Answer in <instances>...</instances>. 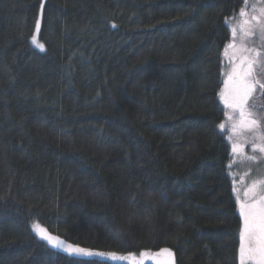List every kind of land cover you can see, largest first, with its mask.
<instances>
[{
  "label": "trees",
  "instance_id": "1",
  "mask_svg": "<svg viewBox=\"0 0 264 264\" xmlns=\"http://www.w3.org/2000/svg\"><path fill=\"white\" fill-rule=\"evenodd\" d=\"M241 8L0 0V264H158L161 249L174 264H240L247 174L222 91ZM33 224L105 255L69 254Z\"/></svg>",
  "mask_w": 264,
  "mask_h": 264
},
{
  "label": "snow or ice",
  "instance_id": "2",
  "mask_svg": "<svg viewBox=\"0 0 264 264\" xmlns=\"http://www.w3.org/2000/svg\"><path fill=\"white\" fill-rule=\"evenodd\" d=\"M264 2V0H261ZM245 7L251 8L252 12H259V15H251L245 11V8H241L240 17H249L244 19L241 24L238 25L242 36L249 35L245 28L249 24H254L256 29L264 33V8L257 9L254 3H250L249 0H244ZM43 10V4H41V14ZM115 27V25H113ZM41 30L40 19L35 22V33L32 36V43L41 50L45 49V45L38 40V34ZM233 39L236 38L237 28L231 29ZM235 44L226 46V54L228 48L235 49ZM245 51H248L245 49ZM259 64L258 73L264 76V54L256 53L249 58L248 56H241L240 63L233 69V73L229 76V80L232 82V90L229 93V97L225 99V103L229 107L238 111L240 116L239 126L246 129L258 130L259 125L256 119H252L253 113L248 111V100L253 92L259 87L261 89V95H264V83L256 78L254 71L255 66ZM253 107L264 108V104H253ZM221 129H224L225 125L222 123L219 125ZM233 131H236L237 125H232ZM229 139H232L230 136ZM261 141L260 144H254L253 150H259L260 153H264V135L258 137ZM233 152L243 156L242 148L233 144ZM247 160H256L255 156L245 157ZM264 161V157H262ZM231 167V165H229ZM235 190V189H234ZM246 200L240 204V212L243 217V227L241 231V243L239 248L240 264H264V179L253 181L251 186L245 192ZM33 230L45 239L53 247L61 248L67 251L69 254L75 255H105L101 252H93L90 249L81 248L79 246H73L66 244L58 237L51 235L47 229L43 228L39 224L32 225ZM115 255V254H108ZM147 255V253H142ZM157 256L164 255L166 258L163 261H159L158 264H174L173 253L170 249H161Z\"/></svg>",
  "mask_w": 264,
  "mask_h": 264
},
{
  "label": "rangeland",
  "instance_id": "3",
  "mask_svg": "<svg viewBox=\"0 0 264 264\" xmlns=\"http://www.w3.org/2000/svg\"><path fill=\"white\" fill-rule=\"evenodd\" d=\"M257 9H262L260 6L257 7ZM249 13V16L251 15H259V12H252V9L250 11H247ZM249 17H246L248 19ZM239 29V28H238ZM250 33L249 35L242 36L240 33V30L237 32L236 39L238 45L235 47V50L231 53L233 55L231 67L229 68V71L226 76L225 86L222 91V97L225 99L229 97V93L232 90V82L229 80V76L233 73V69L236 68V66L240 63V57L241 56H248L251 58L254 56L258 50L257 47H260V41L261 38L264 39V33L259 32L257 29L254 31H247ZM247 49L248 51H245ZM258 68L259 64L255 66V69L257 71H254V74L256 75L257 79H262L258 74ZM261 81V80H260ZM261 89L257 87V89L253 92V94L249 97L248 100V111L253 113L252 119H262L263 117H258L257 115L264 111V108L261 107H253V104H264V95H261ZM226 104V103H225ZM228 107V110L231 112V116L233 119V124L237 125L236 131H234L235 135V144L239 145L242 148L243 156L238 154V160H239V167L246 170V174H241V181L238 183L237 187L239 188V191L241 193L242 199L240 201V204L245 202V192L248 190V188L251 186L253 181H258L261 179H264V161H262L263 153H260L258 149L255 151L253 150L254 144H260L261 142L257 143V130L252 129H246L239 126L240 123V116L237 110L231 108L226 104ZM264 115V112L261 113ZM260 114V115H261ZM233 131V129H232ZM251 152V153H249ZM255 156L256 160H247L245 157H251ZM152 253H149L148 256H151ZM159 257L163 258V255H160ZM150 260V258H149Z\"/></svg>",
  "mask_w": 264,
  "mask_h": 264
}]
</instances>
